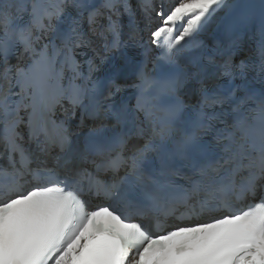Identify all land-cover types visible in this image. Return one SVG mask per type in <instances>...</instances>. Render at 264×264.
<instances>
[{
    "label": "snow or ice",
    "instance_id": "obj_1",
    "mask_svg": "<svg viewBox=\"0 0 264 264\" xmlns=\"http://www.w3.org/2000/svg\"><path fill=\"white\" fill-rule=\"evenodd\" d=\"M0 264H264V0H0Z\"/></svg>",
    "mask_w": 264,
    "mask_h": 264
},
{
    "label": "bare ground",
    "instance_id": "obj_2",
    "mask_svg": "<svg viewBox=\"0 0 264 264\" xmlns=\"http://www.w3.org/2000/svg\"><path fill=\"white\" fill-rule=\"evenodd\" d=\"M166 1H167V0H165L164 3H166ZM155 2L159 4L158 0H155ZM225 2L230 4V3H233L234 0H225ZM133 3H135V0H133ZM168 5H171V4H168V3H167L166 6H168ZM217 15H218V16H219V15H223V12L221 11L220 13H217ZM125 19H127V18L125 17ZM154 24H155V23H154ZM141 27H143V24L141 25ZM214 30H215V23H214V22H209V24H208V26H207V31H206V33H202V34H201V38H205L206 35H207L208 33H211V32L214 31ZM145 32H146V31H145ZM144 38H145V40L147 39V34H144Z\"/></svg>",
    "mask_w": 264,
    "mask_h": 264
},
{
    "label": "rangeland",
    "instance_id": "obj_3",
    "mask_svg": "<svg viewBox=\"0 0 264 264\" xmlns=\"http://www.w3.org/2000/svg\"><path fill=\"white\" fill-rule=\"evenodd\" d=\"M158 4V3H157Z\"/></svg>",
    "mask_w": 264,
    "mask_h": 264
}]
</instances>
